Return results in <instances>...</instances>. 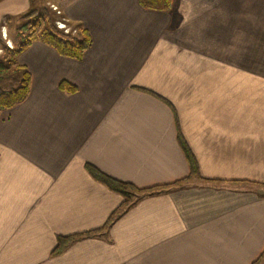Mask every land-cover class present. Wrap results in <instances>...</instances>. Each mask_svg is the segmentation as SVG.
<instances>
[{"label":"crops","instance_id":"crops-1","mask_svg":"<svg viewBox=\"0 0 264 264\" xmlns=\"http://www.w3.org/2000/svg\"><path fill=\"white\" fill-rule=\"evenodd\" d=\"M49 2L91 44L17 55L30 86L0 111V264H264V0H0V26ZM86 163L168 186L105 228L122 197Z\"/></svg>","mask_w":264,"mask_h":264},{"label":"trees","instance_id":"trees-1","mask_svg":"<svg viewBox=\"0 0 264 264\" xmlns=\"http://www.w3.org/2000/svg\"><path fill=\"white\" fill-rule=\"evenodd\" d=\"M139 5L145 9H154L168 11L170 10L173 0H137ZM23 21V27L28 30L16 47L6 48V63L0 61V86L3 81H9L8 88L0 87V111L9 109L25 100L29 93L30 74L27 69L17 62V55L26 49L33 41L39 40L50 46L59 55L79 60L83 52L90 46L91 40L88 31L81 27H75V34L72 32L63 33L53 25L52 17L46 7L41 9H30L19 16ZM10 71L7 76L5 73ZM5 75V76H3ZM58 88L73 93L76 86L66 80L58 84ZM177 140L183 154L189 165L190 174L197 175L195 160L191 155L187 144L180 133H177ZM85 169L96 181L105 185L108 189L118 193L122 200L108 217L103 227H108L125 209L130 207L136 200L155 193L168 185L151 186L148 188H137L128 182H123L108 176L98 170L95 166L86 163ZM177 182V181H176ZM175 182V183H176ZM102 228L71 234L68 236L57 237V242L52 250L53 253H59L64 250L70 243L77 238L94 234ZM258 261V260H257ZM254 264V263H253ZM256 264V262H255Z\"/></svg>","mask_w":264,"mask_h":264},{"label":"rangeland","instance_id":"rangeland-1","mask_svg":"<svg viewBox=\"0 0 264 264\" xmlns=\"http://www.w3.org/2000/svg\"><path fill=\"white\" fill-rule=\"evenodd\" d=\"M52 6H55L54 3H48L44 5L49 10V13L53 20V25L56 29L62 31L65 33L62 29H59L56 25V22H61L65 25V28H69V32H72L75 34V27L73 23L66 21L61 14V11L59 8L56 7V9H53ZM40 8V7H38ZM42 8V7H41ZM58 11V13L56 12ZM23 21L19 19H11V24H7L6 22L3 23L2 26H0V61L1 63H6V48H13L16 47V45L19 43V41L23 38V36L27 33L28 30H26L23 27ZM67 33V32H66ZM10 71H7L5 75L9 74ZM3 75V76H5ZM9 81H3L1 84V88L6 89L8 88Z\"/></svg>","mask_w":264,"mask_h":264},{"label":"built area","instance_id":"built-area-1","mask_svg":"<svg viewBox=\"0 0 264 264\" xmlns=\"http://www.w3.org/2000/svg\"><path fill=\"white\" fill-rule=\"evenodd\" d=\"M53 9H56L55 6H52ZM58 13V11H56ZM56 25L59 29H62L65 33L69 32V28H65V25L61 22H56Z\"/></svg>","mask_w":264,"mask_h":264}]
</instances>
